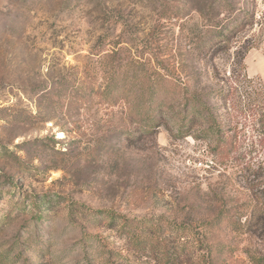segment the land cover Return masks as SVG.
Masks as SVG:
<instances>
[{
    "label": "rangeland",
    "instance_id": "rangeland-1",
    "mask_svg": "<svg viewBox=\"0 0 264 264\" xmlns=\"http://www.w3.org/2000/svg\"><path fill=\"white\" fill-rule=\"evenodd\" d=\"M211 2L0 0V264H199L216 241L229 247L224 264L264 255V199L253 200L263 197L264 143L252 122L264 115V0H224L216 16ZM238 16L246 28L231 52L200 51L210 29ZM234 61L248 76L244 141L225 163L165 128L128 140L126 104L101 94L113 73L133 82L161 66L218 89ZM222 209L251 226L213 231L205 224Z\"/></svg>",
    "mask_w": 264,
    "mask_h": 264
},
{
    "label": "trees",
    "instance_id": "trees-1",
    "mask_svg": "<svg viewBox=\"0 0 264 264\" xmlns=\"http://www.w3.org/2000/svg\"><path fill=\"white\" fill-rule=\"evenodd\" d=\"M225 4L224 0H212L210 8L217 11L215 16L218 12L220 13V6L224 7ZM245 26L246 20L244 19L243 23L242 17L238 16L223 27L218 24L214 28L210 27L212 29L208 31V37L199 46L200 51L205 50V53H209L219 46V51L231 52L234 48L232 47L233 40L245 30ZM238 51L239 49H236L235 53ZM236 57H239V52ZM203 62L207 66L209 64L208 61L201 59L200 67L197 68L196 65L195 68L197 75H200L198 72H201V63ZM234 62L232 73L222 79V82L218 81V89L214 87L202 88L200 77H196L198 87L193 88L190 84L182 82V78L176 77L174 68L170 70L169 67L161 66L159 69H152L149 72L146 70L138 72L133 82H131L129 74L124 77H116L113 73L105 83L101 94L107 99L114 100L115 103L123 101L126 104L127 115L131 121V127L127 132L128 140L138 144L144 139L154 138L159 129L165 128L172 137L183 139L193 137L206 142L209 153L218 162L225 163L231 161L242 150V141H244L238 133L237 114L241 105L242 86L240 84H242V80L240 79L242 76L244 79H248V76L245 73L242 75V71L237 72L235 69V66L242 65V62ZM214 70L216 73L219 72L216 67ZM214 77L217 81V76ZM138 86L141 87L140 90L137 89ZM214 100L220 102L219 106L212 105ZM252 122L255 132L259 133L260 140L264 143V115L255 114ZM261 166H264V163ZM262 194L263 197L256 194L253 200L263 203L260 201L264 199V189ZM226 213V210L222 209L214 218L215 220L213 219L214 221L205 225L216 232L235 226V224L243 229L251 226V219H247L242 225L240 218L230 217ZM97 214H100V218L104 221L109 220L113 224L120 222L124 228L129 227L131 223L130 219L112 211L103 210ZM92 215L96 217L95 213ZM133 229L141 228L138 226ZM177 230L182 229L177 228ZM215 243H212L208 259L204 263L200 260L199 264H224V256L229 247H225L223 243L217 241ZM170 246L167 247V252L172 250L173 247ZM248 255L253 264H264V255L258 257L251 252Z\"/></svg>",
    "mask_w": 264,
    "mask_h": 264
}]
</instances>
